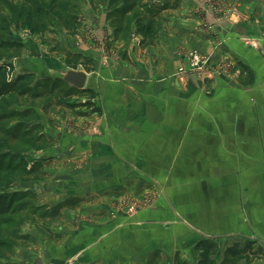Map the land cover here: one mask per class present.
I'll use <instances>...</instances> for the list:
<instances>
[{
  "label": "crops",
  "instance_id": "crops-1",
  "mask_svg": "<svg viewBox=\"0 0 264 264\" xmlns=\"http://www.w3.org/2000/svg\"><path fill=\"white\" fill-rule=\"evenodd\" d=\"M213 1L148 0L160 7L142 18L155 30L145 45L136 28L123 39L108 8L81 4L69 52L94 61L86 87L102 115L50 180L65 190L39 194L55 209L69 201L53 222L64 231L55 264H149L154 253L199 264L202 243L221 255L255 243L251 264H264V0ZM36 45L18 66L37 63ZM193 52L208 61L198 73Z\"/></svg>",
  "mask_w": 264,
  "mask_h": 264
},
{
  "label": "rangeland",
  "instance_id": "rangeland-1",
  "mask_svg": "<svg viewBox=\"0 0 264 264\" xmlns=\"http://www.w3.org/2000/svg\"><path fill=\"white\" fill-rule=\"evenodd\" d=\"M112 1L0 0V198L8 201V213L0 214V222L21 212L13 219L9 232L15 240L6 238L9 246L3 250L5 256L0 255V264H34L39 257L46 264L58 261L52 253L55 250L52 243L64 240V231L53 232V222L63 218L59 217L61 211L56 214V210L66 207L69 201H62L55 209L43 206L39 194L66 182L50 180L68 166L70 155L76 152L72 149L74 145L100 134L97 121L88 120L102 115L92 87L77 90L60 76L65 69L91 71L88 74L96 71L92 59L69 52L71 37L81 28L80 19L87 15L85 10L79 17L73 6L82 4L91 10L93 3L97 8H108V20L117 24L115 29L120 28L118 32H122L123 39L135 28L139 31L140 24H144L143 16L158 12L156 8L160 7L148 5V0H118L116 4ZM203 1L208 6L210 0ZM129 6L132 11L125 17L123 10ZM39 10L42 15H38ZM92 38L93 41L96 37ZM34 42L37 45L32 49L39 46L37 63L24 60L18 66L23 49H29ZM62 186L60 189L65 190V184ZM150 199L147 207L156 201L154 195ZM140 205L135 212L144 209V204ZM63 228L66 227L59 229ZM254 244H234L231 248L239 245L244 250L251 246L254 252H260ZM215 256L214 264H224L227 258L226 254H218V248ZM161 259L160 254L154 253L148 262L162 264ZM227 264H247V261Z\"/></svg>",
  "mask_w": 264,
  "mask_h": 264
},
{
  "label": "trees",
  "instance_id": "trees-1",
  "mask_svg": "<svg viewBox=\"0 0 264 264\" xmlns=\"http://www.w3.org/2000/svg\"><path fill=\"white\" fill-rule=\"evenodd\" d=\"M118 0H113L112 1V4H116ZM131 6L127 7L125 10H123V15L125 17L129 16V14L131 13ZM81 10V5H75L73 6V11L77 12L79 14ZM38 15H42V10H39L38 12ZM75 17H77V15H74ZM33 19V18H32ZM74 19V18H72ZM31 20V18H30ZM77 21V20H76ZM138 22L139 24L142 23L141 22V19H138ZM72 23L70 22L69 25H71ZM120 29V28H118ZM33 30H37V29H33ZM154 30L152 24H149V25H141L140 24V30L138 32L140 33H144V41L142 42L143 45H145V43H147V39L149 38L150 36V33ZM121 31V30H120ZM146 32V33H145ZM154 33H155V30H154ZM155 36V34H154ZM91 71H88L87 73H90ZM7 203L8 201L0 198V214L3 216V215H6L7 210H8V206H7ZM21 212H17V213H14L11 217L12 219H7V220H1L0 222V255L2 256H5V254L3 253V250L5 248H7L9 246V242H6V238H11V240H15L13 234H10L9 232L10 231V228L13 226V222L15 219L16 216L20 215ZM8 233L10 235H8ZM199 249H201L203 251L202 253V258H201V261L199 262V264H214V260H212V257L215 255L216 251H215V248L213 246H211L210 244H207V243H202L199 245L198 247ZM239 248V245H236L234 246L233 248H229L226 252V260L224 261V264H227L228 262H237V261H240V260H246L248 264H251L253 263V261L255 259H258L259 257V252L256 253L252 250V247L251 246H248L246 249L244 250H240L238 249ZM246 252H249V253H246Z\"/></svg>",
  "mask_w": 264,
  "mask_h": 264
},
{
  "label": "water",
  "instance_id": "water-1",
  "mask_svg": "<svg viewBox=\"0 0 264 264\" xmlns=\"http://www.w3.org/2000/svg\"><path fill=\"white\" fill-rule=\"evenodd\" d=\"M61 79L69 84L70 86L76 88L77 90H85L89 74L84 70H74V69H65L60 73ZM34 264H44L42 258H37Z\"/></svg>",
  "mask_w": 264,
  "mask_h": 264
},
{
  "label": "built area",
  "instance_id": "built-area-1",
  "mask_svg": "<svg viewBox=\"0 0 264 264\" xmlns=\"http://www.w3.org/2000/svg\"><path fill=\"white\" fill-rule=\"evenodd\" d=\"M211 3H213V0H210ZM209 6V5H208ZM206 6V7H208ZM224 12V11H223ZM238 17L243 18V15L240 14V12L236 13ZM247 43L256 45L257 40L256 39H248ZM188 62L191 66V70H194L196 73L201 72L204 70L205 64H208V61L203 58L198 52H193L188 57ZM180 74H184V70H180ZM132 212H135V208L131 209Z\"/></svg>",
  "mask_w": 264,
  "mask_h": 264
}]
</instances>
